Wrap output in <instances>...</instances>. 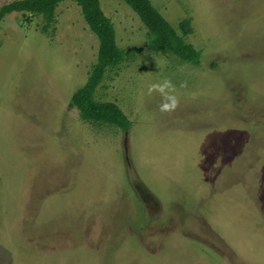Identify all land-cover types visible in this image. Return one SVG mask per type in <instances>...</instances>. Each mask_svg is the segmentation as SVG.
Here are the masks:
<instances>
[{
  "label": "rangeland",
  "instance_id": "obj_1",
  "mask_svg": "<svg viewBox=\"0 0 264 264\" xmlns=\"http://www.w3.org/2000/svg\"><path fill=\"white\" fill-rule=\"evenodd\" d=\"M150 2L179 34L191 21L201 59L155 53L130 6L100 0L127 57L95 98L126 132L70 107L99 49L75 2L49 33L0 23V264H264V0ZM165 78L170 112L147 91Z\"/></svg>",
  "mask_w": 264,
  "mask_h": 264
},
{
  "label": "trees",
  "instance_id": "obj_2",
  "mask_svg": "<svg viewBox=\"0 0 264 264\" xmlns=\"http://www.w3.org/2000/svg\"><path fill=\"white\" fill-rule=\"evenodd\" d=\"M66 1L75 2L90 30L99 40L97 62L89 77L70 102V107L79 111L81 120L97 125H110L128 131L131 122L121 108L113 102H100L95 98L97 88L109 70L118 68L126 60V52L117 46L116 31L112 20L102 10L100 0H16L0 8V23L13 13L22 16H41L45 22L44 33L55 31L56 10ZM139 16L147 28L148 45L152 51L162 55H174L183 63L200 64L201 54L185 38L192 34L191 21L180 23L179 34L175 28L152 5L150 0H122ZM27 15V16H28Z\"/></svg>",
  "mask_w": 264,
  "mask_h": 264
},
{
  "label": "clouds",
  "instance_id": "obj_3",
  "mask_svg": "<svg viewBox=\"0 0 264 264\" xmlns=\"http://www.w3.org/2000/svg\"><path fill=\"white\" fill-rule=\"evenodd\" d=\"M183 83L180 87H184ZM148 93L151 94L153 91L159 93L162 97V103L159 105L161 112H170L175 110L178 104L176 95L174 94L175 86L167 78L163 79L158 83H152L148 86Z\"/></svg>",
  "mask_w": 264,
  "mask_h": 264
}]
</instances>
